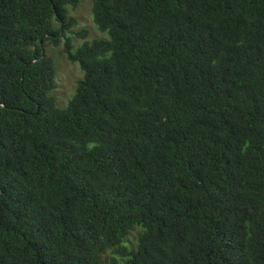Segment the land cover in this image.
I'll list each match as a JSON object with an SVG mask.
<instances>
[{"label":"trees","instance_id":"16d2710c","mask_svg":"<svg viewBox=\"0 0 264 264\" xmlns=\"http://www.w3.org/2000/svg\"><path fill=\"white\" fill-rule=\"evenodd\" d=\"M82 1L0 0V264H264V0Z\"/></svg>","mask_w":264,"mask_h":264},{"label":"rangeland","instance_id":"374dc122","mask_svg":"<svg viewBox=\"0 0 264 264\" xmlns=\"http://www.w3.org/2000/svg\"><path fill=\"white\" fill-rule=\"evenodd\" d=\"M70 15L78 19V25L73 27L74 32H78L82 29L88 31V39L102 38V36L96 30L92 21L91 13V0H83L76 11L70 10ZM72 34L68 33L70 38ZM84 40L76 38L73 41L74 50L77 51ZM47 54L53 57L56 62L57 76L56 83L57 88L53 92L56 96L57 106L59 108H65L67 102L74 96L77 88V83L83 77V73L77 64L70 63L63 55L61 48H54L49 46L47 48Z\"/></svg>","mask_w":264,"mask_h":264}]
</instances>
